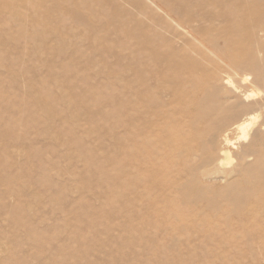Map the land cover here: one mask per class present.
I'll use <instances>...</instances> for the list:
<instances>
[{
    "label": "bare ground",
    "instance_id": "6f19581e",
    "mask_svg": "<svg viewBox=\"0 0 264 264\" xmlns=\"http://www.w3.org/2000/svg\"><path fill=\"white\" fill-rule=\"evenodd\" d=\"M10 1L0 6L14 9L15 0ZM54 1L62 21L73 16L83 35L62 38L59 31L65 28L47 23L58 52L34 62L49 61L53 70L58 63L63 85L80 81L85 93L102 92L93 103H78L80 111L93 108L95 121L103 124L93 129L97 145L82 142L79 150L91 157L99 150L104 154L88 167L100 178L93 200L108 209L100 217L95 208L92 215L82 213L85 222H121L130 232L128 246L117 247L128 256L113 264L128 259L131 264H264V0ZM37 13L15 22L22 41H35L25 33L29 26L44 33ZM19 15L14 11L0 23L8 25ZM115 47L119 52L111 53ZM13 52L12 61L19 62L5 74L17 85L28 71L21 69L23 52ZM108 54L114 61L105 66ZM98 64L104 68L92 78ZM42 78L24 84L25 92L39 88L45 95L38 101L9 91L11 102L0 91L6 109L18 99L22 110L37 106L47 117L79 115L70 112L73 106L64 96L55 105L53 89ZM33 125L45 127L40 121ZM51 210L61 209L57 204ZM140 221V227L132 226ZM53 229L29 233L41 240L43 231L55 237ZM144 249L154 250L158 260L143 259ZM192 256L200 260L189 261Z\"/></svg>",
    "mask_w": 264,
    "mask_h": 264
},
{
    "label": "rangeland",
    "instance_id": "374dc122",
    "mask_svg": "<svg viewBox=\"0 0 264 264\" xmlns=\"http://www.w3.org/2000/svg\"><path fill=\"white\" fill-rule=\"evenodd\" d=\"M0 1L2 4L11 2L10 0ZM54 4L55 1L52 2V0H26V4L15 0L14 9L0 6L1 22L14 11L20 14V18L8 25L0 23V91L8 93L9 96H6V99L11 102L14 100L9 91L17 93L20 97L26 96L38 101L45 95L39 88L30 93L25 92L24 84L29 86V83H41L40 78L45 77L42 79L50 83L53 89L52 97H56L55 105H61L64 96L69 99L68 104L71 103L73 106L70 112L74 114L73 109H76L79 113L80 99V103L84 101V104L88 105L93 103L92 100L99 99L102 92L85 93L80 81H74V83L68 81L66 85H63V80L57 78L58 63H55V70H53L54 67L49 65V61L48 63L40 62L38 65L34 62L46 52L51 54L58 52L55 35L45 27L47 23L54 26L57 24V30L65 28L59 31L62 38H73L74 34L83 35L81 28L76 25L75 18L70 16L62 21L63 13L55 12ZM122 8L124 7L120 6L119 11ZM37 11L38 15L35 18L41 23L44 33L40 35L29 26L25 33L35 41H22L20 29L15 22L31 20L34 12ZM4 42H7L9 48L3 46ZM89 42L85 41L88 46H91ZM68 43L72 45L73 41ZM98 48L103 54L106 53L104 45L99 44ZM14 50L23 52L24 66L21 69L24 74L28 71L25 77L22 76V82H18L17 85L5 74L13 63L19 62L12 61L16 57ZM64 50L71 55L69 47H65ZM83 50L90 52L89 49ZM113 52H119L118 48L115 47L111 53ZM33 53L35 54L32 55ZM61 53H63L62 49L58 54ZM107 57L105 66L112 65L114 60L111 54ZM103 68L102 64L96 65L90 72V76L93 78V75L102 72ZM69 79L71 80L70 76ZM17 101L18 99L15 104L10 103L11 108L6 109L4 102L0 100V264H86L88 260L96 264H113L118 257L121 259L124 255L127 257L128 254L124 252L123 255L117 248L123 245L128 246L130 242L131 234L128 231L124 232L125 225L104 219L98 222L97 218V222L94 223L83 221L82 211L86 215H92L95 208L96 217H100L103 215L102 212L108 209V206L99 198L96 201L93 200V185L100 184L98 183L100 178L96 176L93 169L88 167V162L101 160L104 154L99 150L91 157L90 154L79 150L82 142L93 143L95 146L98 143L97 134L93 133V129H98L103 124L95 121L93 108L91 113L80 111L79 115L77 114L73 119L59 115L47 117V113H43L37 106L22 110L20 106H17L20 105ZM91 114L94 116L93 119ZM13 121L18 122L20 126L12 128ZM39 121L45 126L44 128L33 125V122L39 123ZM62 126L66 127L62 128ZM44 129H47L46 132L43 131ZM44 165L49 169H42ZM110 168L111 166L107 169ZM111 171L108 175L114 178ZM54 173L56 178L53 177ZM50 181L51 186L45 187ZM55 186L62 188L61 191H57ZM114 189L115 187L112 186L110 196L113 195ZM101 191H106V188ZM57 204L61 210L54 213L51 208L53 206L56 208ZM41 205L45 207L41 208ZM115 206L114 204V208ZM136 223L132 226L140 227L142 224L141 221L139 224ZM54 226L55 237L47 231L44 232L45 228L49 227L54 230ZM31 228L44 229L43 240H40L42 236L39 239L31 237L29 233ZM44 235H47V240ZM35 243L41 246H35ZM143 243L139 241V247L142 248ZM107 247H112V251H106ZM63 250L67 253H63ZM142 258L150 261L158 260L157 253L148 249H144ZM128 260L127 264H131L132 261ZM199 260L198 256H192L189 261Z\"/></svg>",
    "mask_w": 264,
    "mask_h": 264
}]
</instances>
